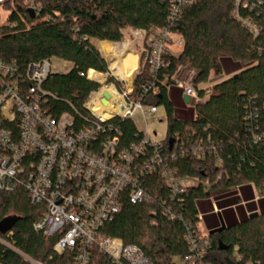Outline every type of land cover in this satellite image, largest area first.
<instances>
[{"label": "trees", "instance_id": "16d2710c", "mask_svg": "<svg viewBox=\"0 0 264 264\" xmlns=\"http://www.w3.org/2000/svg\"><path fill=\"white\" fill-rule=\"evenodd\" d=\"M39 1L43 8L34 17L26 0L9 1V24L0 26V58L22 67L43 59L73 65L69 72L51 74L44 82L43 88L54 95L48 108L56 115L86 114L83 104L99 85L79 76V72L108 71V63L93 40L118 43L126 29L151 32L171 25L183 41L181 52L166 59L163 73L168 76L167 85L145 102L165 110L168 154L174 153L177 141L188 148L170 166L180 172L194 170L200 185L178 197L182 221H169L157 202H125L101 234L121 240L124 246L138 247L153 264H178L176 260L190 252V231L201 236L200 205L217 202L226 229L210 234L220 226L210 228L211 248L202 262L264 264V0H241L248 5L239 7L242 21L231 16L234 0H196L183 8L173 23L169 0ZM243 21L260 29V34L255 35ZM185 65L197 72L193 84L204 102L191 110L189 117L181 118L175 116L174 107L176 101L183 104L182 92L173 86L172 78ZM213 72L226 77L205 96L199 86L206 84ZM148 78L140 60L133 83L135 98ZM249 109L258 114L252 127L247 126ZM119 124L125 138L134 137V122ZM198 140L206 147L204 158L190 152ZM206 180L208 186L203 184ZM255 189L262 196L257 202ZM155 195L158 200L165 192ZM44 211L45 206L32 205L22 189L0 192V223L15 219L11 231L0 233V264H79L73 251L51 258L59 236L46 238L34 227ZM254 212L258 216L251 218ZM90 252V264H113L96 246Z\"/></svg>", "mask_w": 264, "mask_h": 264}, {"label": "built area", "instance_id": "2783aa9c", "mask_svg": "<svg viewBox=\"0 0 264 264\" xmlns=\"http://www.w3.org/2000/svg\"><path fill=\"white\" fill-rule=\"evenodd\" d=\"M9 1L0 0V8L9 9ZM169 1L172 5L170 22L173 23L182 9L192 6L196 0ZM26 3L29 11L40 15L43 6L39 0H26ZM240 6L248 5L234 0L231 16L242 21L238 13ZM243 23L255 35L260 34L261 30L249 21ZM127 31L124 39L133 38L134 44L137 42L141 47L138 56L149 78L140 85L138 98H135L136 76L129 85L113 73L110 64L107 72L94 69L79 72V76L99 85L83 104L87 112L82 115L51 113L48 104L54 95L43 88L51 74L69 72L72 64L61 63L62 70L53 59H43L22 67L15 61L0 58V192L22 189L32 205L45 206L34 227L46 238L59 236L52 247L51 258L68 250L75 252L79 264H90V250L96 246L113 264H153L138 247L124 246L119 239L103 236V227L116 218L125 202L132 205L157 202L169 221H182L178 197L200 185L194 170L180 172L170 166V162L182 158L188 148L177 141L173 144L174 153L168 154L165 140L155 141L156 132L152 133L147 126L149 119L161 120L157 117L159 107L146 103L145 98L159 94L161 87L167 85L168 76L163 73L167 68L166 59L181 52L183 41L171 30V25L151 32ZM124 45L127 46L125 51L129 50L130 43ZM106 57L111 63V55ZM196 74L192 69L187 79L178 78L179 72L172 78L173 86L189 98L187 106L191 109L204 102L193 84ZM213 75L215 77H210L201 88L205 96L226 77L224 73L213 72ZM105 94L108 99L104 98ZM105 104L109 108H102L100 113L98 106ZM137 113L145 129L135 126L134 137L127 139L119 122H134ZM246 115L247 126L252 127L258 118L257 111L249 109ZM190 152L204 158L207 150L202 140H198L190 147ZM203 184L208 186L209 180ZM160 192L165 195L157 200L155 194ZM198 219L202 221L201 214ZM187 242L190 252L176 262L205 264L202 256L211 248L208 234L198 236L190 231Z\"/></svg>", "mask_w": 264, "mask_h": 264}, {"label": "rangeland", "instance_id": "374dc122", "mask_svg": "<svg viewBox=\"0 0 264 264\" xmlns=\"http://www.w3.org/2000/svg\"><path fill=\"white\" fill-rule=\"evenodd\" d=\"M12 10L10 9H6V8H3L1 9L0 8V26H4V25H8L9 24V16L11 14ZM128 29H126L127 31ZM125 32V30H124ZM126 35H130L129 32L127 31L126 32ZM127 36V37H128ZM130 38L125 40L123 38V40L121 42H118V43H115L114 45L116 46V49H111V48H106V49H103L102 48V45L98 42L97 43V46L96 47L100 53H102V50L104 52V54L108 55L110 52H114V54L112 55L111 57V61L113 62V58L116 57L114 60H117V68H111L112 66V62H111V65H110V69L111 70H114L115 74L117 76H119V79L120 80H124L128 83H131L132 82V79L134 76L137 75V72H139L138 70H136L137 68V63H136V68L134 69V71L131 73V77L129 80H125V79H122L121 77L123 75H126L125 74V71H124V67L121 63V59L125 58L126 56L128 55H132V56H135L136 59H138L137 57V54L141 51V47L137 44V42L134 44V39L132 38L129 42ZM124 43H130V48L129 50L131 51H125V47H127L126 45H124ZM116 50H117V53H116ZM176 50V49H174ZM133 51V52H132ZM179 50H176V53H178ZM103 54V53H102ZM106 55V56H107ZM139 55V54H138ZM103 57H105V59L107 60V63L110 64V59H108L106 56L102 55ZM53 63L57 64L59 66V68H61V62H58L57 60H53ZM109 66V65H108ZM62 70L64 68H61ZM191 70H192V67L189 66V65H185V66H182L179 70V75H178V78L180 79H187L190 74H191ZM134 73V74H133ZM211 77H215L212 73ZM204 85V84H203ZM203 85H200L199 87L202 88ZM184 105L181 103V102H175V107H174V114L175 116L177 117H181V118H187L190 116V111L193 110L190 108H185L183 107ZM98 111H100V109H98ZM157 117L159 118V120L161 121H157V122H154L152 121L151 119L148 120V127H149V130L153 133L156 132V135L153 137V139L155 141H164L166 138H167V135H168V123H167V120L165 119V110L163 107H159L158 108V115ZM163 120V121H162ZM134 123H135V126L137 128H139L140 130H144L145 129V124H144V121L141 119V116L139 113L136 114V116L134 117ZM204 232V229L203 231Z\"/></svg>", "mask_w": 264, "mask_h": 264}, {"label": "crops", "instance_id": "0c3cea01", "mask_svg": "<svg viewBox=\"0 0 264 264\" xmlns=\"http://www.w3.org/2000/svg\"><path fill=\"white\" fill-rule=\"evenodd\" d=\"M96 42L101 44L103 41L100 42V41H97V40H93V45L95 47H98ZM126 51H129V50H126ZM102 55L106 56L104 53ZM137 56H138V54H137ZM103 58L105 59V57H103ZM137 58H138L137 59V70H138V68L140 67V59H139V56ZM182 101H183L184 107L188 108L187 104H188L189 101L186 102L183 95H182ZM254 192H255L254 201L257 202L262 196H261V193H260V191L258 189H255ZM242 205L246 206V203L243 202ZM215 207L218 210L217 213H215ZM222 211L223 210L220 209L217 206V202H214V204L212 206L209 204V202H204L202 205H200V214L202 215V221L200 222L199 228H200V231H201L202 235L209 234V230H210L211 227H215L217 225H219V226L221 225L220 224V217L222 218ZM203 229H204V232H202Z\"/></svg>", "mask_w": 264, "mask_h": 264}, {"label": "bare ground", "instance_id": "6f19581e", "mask_svg": "<svg viewBox=\"0 0 264 264\" xmlns=\"http://www.w3.org/2000/svg\"><path fill=\"white\" fill-rule=\"evenodd\" d=\"M101 45H102V48L103 49H106V48H111V49H116V47L113 45V44H111V43H109V42H105V41H103L102 43H101ZM103 51V50H102ZM116 53H117V50H116ZM114 54V52H110L108 55H111V57H112V55ZM107 55V54H106ZM107 55V56H108ZM116 57H114L112 60H113V62H112V66H111V68L113 67V68H117V60H114ZM122 61H121V63H122V65H123V67H124V71H125V74L126 75H123L121 78L122 79H125V80H129L130 79V75H131V73L134 71V69L136 68V63H137V59H136V57L135 56H132V55H128V56H126L125 58H123V59H121ZM110 65H111V63H110ZM136 70H137V68H136ZM135 70V71H136ZM113 71V73L115 74V72H114V70H112ZM134 71V72H135ZM134 74V73H133ZM116 75V74H115ZM117 76V75H116ZM118 78H119V76H117ZM128 83V82H127ZM132 83V82H131ZM131 83H128L129 85L131 84ZM106 90H109L110 92L112 91L111 89H108L107 87H106ZM97 107V106H96ZM99 108L98 109H100V113H102V108H109V107H107V104H105L104 106H98ZM97 109V110H98ZM104 114V113H103ZM109 116V113H106L105 114V117H108Z\"/></svg>", "mask_w": 264, "mask_h": 264}, {"label": "water", "instance_id": "95a60500", "mask_svg": "<svg viewBox=\"0 0 264 264\" xmlns=\"http://www.w3.org/2000/svg\"><path fill=\"white\" fill-rule=\"evenodd\" d=\"M30 13L34 17V14L31 11H30ZM104 98L108 99L109 98L108 94H105ZM184 99H185L186 102L189 101V98H187V97H184ZM257 216H258V212H254V213H252L250 215L251 218H254V217H257ZM14 222H15V219H12V218H6L5 220H3L0 223V233L6 234L7 232L11 231V229L14 226ZM220 224H221L220 227L212 230L210 232V234L221 233V232H223L226 229L225 223H224V221H223V219L221 217H220Z\"/></svg>", "mask_w": 264, "mask_h": 264}]
</instances>
